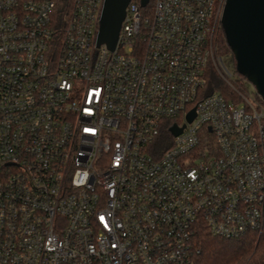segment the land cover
<instances>
[{
	"label": "built area",
	"instance_id": "2783aa9c",
	"mask_svg": "<svg viewBox=\"0 0 264 264\" xmlns=\"http://www.w3.org/2000/svg\"><path fill=\"white\" fill-rule=\"evenodd\" d=\"M104 3L0 0V264H193L199 230L263 229L264 103L216 54L228 0H132L114 50Z\"/></svg>",
	"mask_w": 264,
	"mask_h": 264
},
{
	"label": "water",
	"instance_id": "95a60500",
	"mask_svg": "<svg viewBox=\"0 0 264 264\" xmlns=\"http://www.w3.org/2000/svg\"><path fill=\"white\" fill-rule=\"evenodd\" d=\"M132 0H105L99 43L114 50L126 10ZM149 0H140L144 7ZM222 27L238 62V72L254 86L264 101V0H228ZM194 112L188 116L191 122ZM182 130L172 129L174 135Z\"/></svg>",
	"mask_w": 264,
	"mask_h": 264
},
{
	"label": "trees",
	"instance_id": "16d2710c",
	"mask_svg": "<svg viewBox=\"0 0 264 264\" xmlns=\"http://www.w3.org/2000/svg\"><path fill=\"white\" fill-rule=\"evenodd\" d=\"M153 3L154 0H149L144 8L149 10ZM214 39L216 54L224 56L231 52L237 69L238 62L232 53L224 27L216 30ZM241 76L246 80V77ZM236 84L235 87H238V84L243 86L240 81ZM206 89L208 93L219 92L227 99L235 96L234 89L225 83L213 68L207 71ZM258 99L264 103L260 96ZM195 242L199 252L194 256L193 264H264V226L260 232H248L237 239L218 238L212 236L207 228H203L197 232Z\"/></svg>",
	"mask_w": 264,
	"mask_h": 264
},
{
	"label": "rangeland",
	"instance_id": "374dc122",
	"mask_svg": "<svg viewBox=\"0 0 264 264\" xmlns=\"http://www.w3.org/2000/svg\"><path fill=\"white\" fill-rule=\"evenodd\" d=\"M225 66L228 68V70L233 73L234 75V80L235 81H240V84H242L243 86L239 85L238 84V89L239 90H243L245 92V94L252 100H259L258 99V94L254 88V86L246 79L242 78V76L237 72V69L234 65V61H233V57H232V54L231 52L230 53H227L223 56L222 58ZM237 86V84H236ZM244 87V88H243ZM233 91V90H232ZM258 95V96H257ZM236 96V98H235ZM235 96H232V98H229L231 100H237V94L235 92Z\"/></svg>",
	"mask_w": 264,
	"mask_h": 264
}]
</instances>
